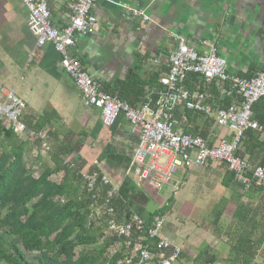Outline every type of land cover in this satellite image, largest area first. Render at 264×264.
<instances>
[{
  "label": "crops",
  "instance_id": "1",
  "mask_svg": "<svg viewBox=\"0 0 264 264\" xmlns=\"http://www.w3.org/2000/svg\"><path fill=\"white\" fill-rule=\"evenodd\" d=\"M47 1L53 23L58 27L65 26L73 13L72 5L76 0ZM122 4L143 10L149 19H128ZM94 12L98 19L94 33L77 35L70 53L81 60L83 67L102 84L106 92L133 107H140L156 97L160 89L159 80L170 68L169 54L176 47L174 34L183 36L187 44L199 52L207 50L202 44L203 40L211 41L218 48L219 54L227 59L228 71L231 73L253 75L264 68V0H97ZM37 38V27L27 8L19 0H0V87L12 89L25 100V123L29 119L35 123L36 118L45 111L55 115L52 128L58 133V141L57 137L33 126L29 127L27 123L28 129L38 137L27 136L26 139L30 143L38 141L39 148L36 150L50 151L52 159L58 153L62 171L78 170L76 176L81 181V194L78 195L89 198L90 206L99 204L104 207L106 234L107 207L87 192L81 172L107 175L114 185L120 184V191L113 200L120 219L131 212L139 213L142 217L153 214L155 210L144 212L140 208L135 209L127 194L125 197L120 194L125 193V183L133 182L139 187L135 177L126 176L128 162L138 143V135L133 132L132 125L121 115L116 124L110 127L111 131L101 132L97 125L91 127L89 123L92 117H97V122L103 123L100 109L87 105L80 96L84 102L82 110L71 92L68 79H71L73 85L76 84L60 64L61 55L51 44L39 47ZM5 60H9V63H5ZM197 82V77H190L188 85L195 89ZM52 87L55 89L51 91ZM209 89L212 90L209 93L215 107H225L226 96L221 89L218 86ZM58 94L67 100L66 103L70 101L72 108L63 110L59 107L61 105L56 98ZM182 112L183 106L175 112L179 120L178 129L194 135L200 134L211 147L222 138L231 140L233 137V132L220 126L214 116L207 119L189 118ZM77 113L80 119H76ZM252 118L261 126L260 130H253L254 138L259 140L256 156L254 153L257 160L255 163L262 161L259 166L264 167V97L254 105ZM68 120L80 121L79 130L72 129ZM94 133L97 143L92 142L87 146L85 142ZM51 138H55L54 142H50ZM64 145L67 151L73 149L72 153L65 156L61 154L60 148ZM102 145H105L106 151L102 150ZM178 172L179 179L173 181L175 189L179 185L183 187L188 184L191 187L189 190L199 198L201 194L194 190L201 191L204 196L219 193L217 201L223 203L222 208L210 207L203 216L216 210L224 227L221 232L223 236L218 234L214 243L196 247L194 252L193 245L190 247L185 245L189 243H177L180 235L171 231L169 237L181 251L180 260H184V264H205L211 256L213 260L210 264H264V190L245 188L233 177L224 162H213L207 168L194 166ZM66 173L63 175L66 176ZM64 176L55 181L61 182ZM100 189L102 192L106 190L104 186H100ZM171 197L167 200L170 201ZM167 204L160 208L164 209ZM159 214L166 217L163 213ZM110 245L109 240H106L103 246L108 249ZM198 249L200 251L196 252ZM121 250L117 253L124 257V246ZM122 260L118 262L122 263Z\"/></svg>",
  "mask_w": 264,
  "mask_h": 264
},
{
  "label": "built area",
  "instance_id": "2",
  "mask_svg": "<svg viewBox=\"0 0 264 264\" xmlns=\"http://www.w3.org/2000/svg\"><path fill=\"white\" fill-rule=\"evenodd\" d=\"M19 1L27 8L37 27L38 46L51 44L55 47L61 55L63 70L80 90L84 102L100 109L103 124L112 127L122 115L137 133L138 143L126 168V176L138 177V181L159 191L174 181L179 170L194 166L207 168L213 162H224L245 188L264 190V167L255 166L240 154L245 132L261 129L252 115L254 105L264 97V70H257L250 77L231 73L227 59L219 54L211 41L203 40L207 50L199 52L187 44L183 36L174 34L176 47L169 54L170 68L159 80L160 89L156 97L140 107H133L106 92L83 67L81 60L70 53L77 35L94 33L98 21L94 12L97 0H76L72 5L73 13L63 27L53 23L47 0ZM121 7L128 19H149L141 9L129 4ZM190 77L199 79L195 89L188 85ZM200 84L205 88L218 86L225 96L233 100L232 103L226 107H215L209 91L201 89ZM180 106L205 116H214L220 126L233 132V137L231 140L222 138L211 147L202 136L178 129L179 120L175 112ZM26 110L25 100L15 91L0 87V118L6 128L21 138H36L38 135L24 122ZM81 176L87 192L107 207L108 233L124 246V264H179L181 251L164 232V215L156 214L151 219L131 212L120 219L113 202L120 191V184L114 185L107 175L100 176L96 172H81ZM99 185L106 190L102 192Z\"/></svg>",
  "mask_w": 264,
  "mask_h": 264
},
{
  "label": "trees",
  "instance_id": "3",
  "mask_svg": "<svg viewBox=\"0 0 264 264\" xmlns=\"http://www.w3.org/2000/svg\"><path fill=\"white\" fill-rule=\"evenodd\" d=\"M239 75L250 77L252 74ZM155 77L158 78V75ZM199 86L206 91L210 90L202 84ZM230 101L232 99L226 96L224 106H229ZM182 113L189 118L210 117L184 107ZM54 119V114L45 111L36 118L35 123L31 119L26 123L29 127L33 126L37 130L49 133L50 136L57 137L58 141V133L52 128ZM253 130L245 132L240 154L258 166L262 161L255 163L257 160L254 153L256 156L259 140L254 138ZM252 145L254 147L250 148ZM28 146L30 140L21 138L11 129H7L0 119V260L6 264H105L107 261L110 264H124L123 261L118 262L124 258L121 257V253L108 260L106 257L104 261L101 260V255L106 250L105 246L99 248V251L82 250L79 254L76 253L77 247L94 244L98 237L102 236V232L93 229L89 223L90 200L78 195V185L72 184L68 178L70 170H66V176L61 182L55 181L54 177L61 170L62 164L58 153L53 156L57 166L47 167L42 174L34 177L24 160V152ZM60 150L64 156L73 151V149L67 151L66 145ZM72 173L76 175L78 170ZM230 173L234 177L233 172ZM120 194L126 196L123 192ZM140 197L144 201L149 199L143 193ZM30 204L32 210L29 208ZM156 213H165V209L155 210L153 214L144 218L152 219ZM5 234L14 236V239L7 241ZM26 252L39 253L37 262L28 261ZM212 260L210 256L205 264H210Z\"/></svg>",
  "mask_w": 264,
  "mask_h": 264
},
{
  "label": "rangeland",
  "instance_id": "4",
  "mask_svg": "<svg viewBox=\"0 0 264 264\" xmlns=\"http://www.w3.org/2000/svg\"><path fill=\"white\" fill-rule=\"evenodd\" d=\"M5 63H9V60H5ZM52 82L51 80H49ZM68 84L70 85L71 92L77 101V104L80 105V107L83 110V105L84 102L81 99L82 96L80 93V90L78 87L72 84L71 79H68ZM55 89L52 87L50 89L51 91ZM23 95V94H22ZM45 97V95H44ZM59 100V107H61L63 110L67 108H72L71 102L68 101L66 103V99L62 97V95L58 94L56 97ZM31 99V97L29 98ZM46 100V97L44 98ZM78 109L79 107H74ZM62 110V111H63ZM72 117V116H69ZM76 119H80V115L77 113L75 115ZM68 124H70L72 129L79 130L81 127V122L80 121H72L68 120ZM90 126H98V130L101 132H108L111 131L110 127L105 126L103 123L97 122V117L94 118L92 117L90 120ZM108 134V133H107ZM95 137V138H94ZM85 138H83L84 140ZM50 142H54V139H50ZM92 142L97 143V136L96 134H92L91 137L88 138V140L85 142L87 146H90ZM50 145H52L50 143ZM100 145V144H99ZM36 148H39V142L38 141H32L30 143V147L26 148L24 152V160L27 163V166L31 170V174L34 177H38L42 172L44 171L45 168L47 167H56V162L52 161V156L50 154V151L40 149L36 150ZM103 151H106L105 145L101 146ZM109 150V148L107 147ZM88 151V149H86ZM39 154V155H38ZM89 156L92 155V153H88ZM37 155L39 157H37ZM93 160L91 159V162ZM62 172V174L60 173ZM55 175V180L59 181L61 180L63 173H66V171L60 170ZM61 174V175H59ZM179 172L176 173L175 178L179 179L177 176H179ZM69 181L72 182L74 185H78V194H81V181L78 176L74 175L72 172H69L68 174ZM138 180V177L135 178ZM199 181V180H198ZM139 182V187L136 186V184L131 183H125L124 184V191L123 194H127V198L131 202V206L134 207L135 209L140 208L141 211L144 210V212H151L153 210L159 209L161 206H164L167 204L165 209V214L166 215V224L164 228V232L168 235L171 236L170 233L175 232L178 234V241L177 243H189L185 244L192 247V251L194 252V248H201L205 246H209L214 241L216 240L218 234H221L222 230L224 229L223 224L221 223V218L220 216L216 213V210L214 213H210L205 216L204 213L205 211H208L210 207H213L214 209H221L223 206V203L221 201H217L218 192H215L213 195L208 194L204 196L202 193L198 192L199 190H194L196 193L201 194L202 197H198L196 194L193 193V191L189 190L191 187L188 184H184L183 187L179 185L177 189H175V184L172 182L168 185H165L162 189L159 191L153 190L150 186L143 182ZM174 188V189H173ZM197 188V187H196ZM200 188H203V186H200ZM141 189V190H140ZM208 189V188H207ZM173 190V191H172ZM176 190V191H175ZM175 191V192H174ZM146 195L149 199L147 201H144L141 197L138 199V196L140 194ZM170 196L171 200H167ZM37 200V198L34 200V202ZM219 202V203H218ZM183 206V207H182ZM91 215H90V225L92 226L93 229L97 230L98 232H102V236L98 238V241L94 244H91L89 246H79L76 248V253L79 254L82 250L84 251H89V250H94V251H99L101 247L105 244L106 240H109L111 245L109 246L108 249H106L103 254L101 255V260L104 261V257L107 258V260L116 252H122L121 248V242L116 240L112 235H109L108 233H105V213H104V207L101 205H91ZM30 210H32L31 204L29 205ZM168 208V209H167ZM212 214V215H211ZM93 220V221H92ZM101 226V227H100ZM223 236V234H221ZM176 237V236H175ZM171 238V237H170ZM5 239L7 241H12L14 239V236L5 234ZM174 239V238H173ZM172 240V239H171ZM231 240V239H230ZM8 246H6L7 248ZM84 248V249H83ZM88 248V249H85ZM82 249V250H81ZM200 251L198 249L196 252ZM216 254L215 252H213ZM39 256V253L37 252H26V257L27 260L33 263L37 262V257ZM218 256V255H217ZM214 257V255H212ZM184 260H180L179 264H184ZM221 264H224L220 262ZM0 264H6L4 261L0 260ZM105 264H110L108 261ZM191 264V263H188Z\"/></svg>",
  "mask_w": 264,
  "mask_h": 264
}]
</instances>
